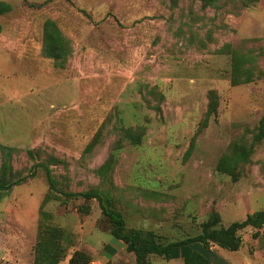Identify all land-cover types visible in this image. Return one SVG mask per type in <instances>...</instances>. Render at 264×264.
<instances>
[{
  "label": "rangeland",
  "instance_id": "374dc122",
  "mask_svg": "<svg viewBox=\"0 0 264 264\" xmlns=\"http://www.w3.org/2000/svg\"><path fill=\"white\" fill-rule=\"evenodd\" d=\"M5 1L11 10L0 15V143L18 149L14 168L29 174L33 160L25 149L41 145L68 161L67 169L55 171L67 174L70 189L95 186V168L108 155L114 115L121 111L126 123L147 126L142 144L119 151L113 173L118 206L130 222L192 236L212 208L223 225L264 208V141L239 180L215 169L229 141L264 114V74L231 85L229 55L220 52L230 44L264 71V0H216L206 7L200 0ZM47 18L72 47L63 68L41 53ZM143 84L163 93L161 114L145 105L138 89ZM209 89L219 96L216 116L184 158ZM107 118L102 141L83 153ZM47 188L44 171L36 167L0 196V264H32L40 223L72 232L75 247L92 258L97 249L105 253L101 242L113 237L97 201H87L89 214L77 210L86 203L82 198L41 207ZM128 200L137 207L128 205L129 213ZM160 207L156 214L164 220L152 226L155 220L143 217ZM239 233L242 244L232 261L264 264V227ZM120 256H113L114 264H125ZM107 259L98 256V264ZM152 264L173 263L157 257Z\"/></svg>",
  "mask_w": 264,
  "mask_h": 264
},
{
  "label": "trees",
  "instance_id": "16d2710c",
  "mask_svg": "<svg viewBox=\"0 0 264 264\" xmlns=\"http://www.w3.org/2000/svg\"><path fill=\"white\" fill-rule=\"evenodd\" d=\"M200 1L201 6L206 7L212 6L216 0ZM10 10V3L0 0V15ZM1 28L0 23V32ZM223 48L225 51L220 52H225L230 58L229 81L231 85L248 83L264 74L261 68H257L254 57L248 52H240L237 48H232L230 44H225ZM71 51L70 41L57 23L52 19H45L42 24L41 53L50 58L55 66L63 68ZM138 89L145 105L154 110L156 114H161L164 95L157 86L143 84ZM206 97V108L197 122L184 158L191 154L197 137L216 116L219 107V96L216 89H209ZM114 118L112 131L116 136L111 141L107 157L95 168V173L99 176L98 184L84 191L70 189L67 174L55 171L57 167L67 169L68 161L41 145L25 149L28 158L33 160L29 168L30 173L25 174L14 168L12 164L13 155L18 149L0 143V196L7 193L12 186L24 182L28 176H33L35 168L40 167L44 171L48 184L41 207L49 201L67 203L71 198H82L86 203L80 204L77 210L80 213L89 214L91 208L87 201L96 200L105 230L112 237L124 243V250L130 254L132 264H152L153 257L164 259L182 257L183 264H208L213 255L210 246H218L231 252L237 251L242 244L239 231L248 227L255 229L264 227V208L247 213L242 220L232 221L228 225H223L220 214L212 208L209 216L201 221L200 231L192 236L189 233H185V236L183 233L169 235L162 232L163 226L153 224L152 226L156 227L146 228L130 222L126 219L124 210L118 206L121 198L115 193L118 185L113 181V173L119 151L125 145L139 146L142 144L147 126L139 122L126 123L121 111L115 114ZM108 122L109 118L95 131L84 147L83 153H90L102 141L103 129ZM263 141L264 114L257 123L253 126H244L241 133L229 141L226 150L219 155L216 161V171L227 174L232 181L239 180L251 163L256 148ZM105 182L108 184L107 188H99ZM128 202L126 201L125 212H128V205L134 206L133 201L128 200ZM159 211H163V208L151 209L152 214L149 216L161 220L163 218L156 214ZM104 247L110 254L114 253L111 248H107L106 245ZM91 261L92 255L88 250L75 247L72 232L57 225L39 224L36 241L32 247V264H90ZM102 264L114 263L108 260Z\"/></svg>",
  "mask_w": 264,
  "mask_h": 264
},
{
  "label": "crops",
  "instance_id": "0c3cea01",
  "mask_svg": "<svg viewBox=\"0 0 264 264\" xmlns=\"http://www.w3.org/2000/svg\"><path fill=\"white\" fill-rule=\"evenodd\" d=\"M143 218L149 219V220H155V221H152L151 224H153V222H156V221L158 222V219H156L153 216L152 217L148 216V217H143ZM149 222L150 221H148L147 223L149 224ZM148 224H147V226H148ZM105 245L107 246V248L108 247L111 248V250H113L114 253L110 254L109 251L105 249V247H104ZM102 248L105 250V253L98 252L99 249L95 250V253L97 252V254L95 255L96 260L94 259L95 257H93L90 264H98V261H97L98 256H101V257L107 256L108 259L105 261H108V260L113 261V259H114L113 256H115V255L117 256L119 253L121 254L120 259L124 260L125 264H132L130 254L126 253V251L124 250V243L120 239L113 237L107 243L101 242V249ZM209 248L211 249L213 255H212L211 262L208 264H251L250 261H247L246 263H244L245 261H242L240 259H237L235 262L232 261V257H235V258L237 257L236 254H234L231 251L229 253L223 252L225 250H223L222 248H220L218 246H210ZM155 258H157V257H153L152 259H155ZM239 261H241V262H239ZM166 262L173 263V264H183V258L177 257V258H172V259H166Z\"/></svg>",
  "mask_w": 264,
  "mask_h": 264
}]
</instances>
